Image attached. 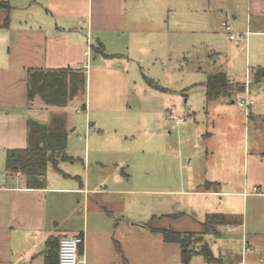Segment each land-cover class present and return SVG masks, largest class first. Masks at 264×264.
Here are the masks:
<instances>
[{
    "label": "crops",
    "instance_id": "crops-1",
    "mask_svg": "<svg viewBox=\"0 0 264 264\" xmlns=\"http://www.w3.org/2000/svg\"><path fill=\"white\" fill-rule=\"evenodd\" d=\"M0 2L8 3L0 8V43L3 44V50H0L1 157H6L8 149L27 146L30 118L49 123L56 115H64L63 107L47 106L40 97L29 101L28 76L31 69L74 68L86 72L87 77L92 72L93 78H98L106 87L120 92L123 89L122 95L125 93L127 98L137 93L135 86H140L141 92L146 89L147 76L140 72L136 64L140 63L138 54L146 49L144 43L150 41L152 34L142 30L138 14H127L126 0ZM249 4L246 32L251 33L247 38L231 40L225 32L232 44L245 43L250 59V36L259 37L260 41L254 38L252 41L259 51H264V0H250ZM23 9V14H20ZM233 18L237 19L238 15L234 14ZM253 25L255 30L252 29ZM88 35L91 36L92 47L95 41L104 46L102 59L93 61L92 49L90 56L86 57ZM87 59L90 66L84 70L82 64ZM143 76L144 79L141 78ZM207 78L203 81H187L180 90L183 92L190 88L200 91V107L193 105L189 97V103H184L183 107L176 98L171 105L166 103L163 111L158 113V116L166 118L164 121L175 123L168 133L169 140L166 138L164 143L167 145L169 141L170 146H173V163L179 164L184 174L171 190L148 191L159 195L165 192L168 195L185 196L184 206L187 210L202 208L207 215L229 214L236 223L224 225L223 229L216 228L214 237L221 241L223 247L219 251L212 247L214 255L221 258L223 264L235 262L241 256L246 240L253 248L246 264H264V257L260 253L264 250L261 239L264 238V226L258 221V213L254 211L250 221L235 217L236 213L242 211L241 199L245 201L251 194L254 195L251 197H264V191L250 192L242 185V144L244 147L247 145L241 138V113L234 107L236 100L241 98L233 99L230 102L232 106L222 95L209 99L205 86ZM171 89L161 90L168 92ZM91 95L92 89L88 98L89 106L87 98L84 103L86 109L95 112L105 109L113 113L111 108L104 107L105 101L101 98L97 102L93 101ZM152 95L156 97L154 91ZM253 97L257 101L259 94ZM252 114L247 117L245 112L246 122L253 118ZM245 167L247 161L243 169ZM254 168L258 171L262 167L254 164ZM57 172L47 176L43 188L29 187L22 174L9 175L5 172L4 177L0 178V264H46L48 240L66 235H84L82 264H116L121 252L115 247L118 242L115 233L122 230V221L127 216L140 222L138 215L130 213L131 206L138 207L135 201L131 202L130 196L142 194L146 190L130 189L122 175L91 177L86 165L83 176L62 170ZM207 182L212 185L211 189L203 187ZM260 183L264 186V181ZM184 213L187 215L188 212ZM169 214L174 213L160 216ZM204 230L203 222L201 231ZM235 233H241V236L234 237ZM234 240L238 243L241 240V252L232 242ZM194 257H202L205 264H220L218 261L208 263L202 255Z\"/></svg>",
    "mask_w": 264,
    "mask_h": 264
},
{
    "label": "rangeland",
    "instance_id": "rangeland-1",
    "mask_svg": "<svg viewBox=\"0 0 264 264\" xmlns=\"http://www.w3.org/2000/svg\"><path fill=\"white\" fill-rule=\"evenodd\" d=\"M249 3L250 0H126L127 14H138L142 30L152 34L150 41L144 43L146 49L138 54L140 63L137 62V68L160 86L174 91L148 87L147 80L144 92H141L140 86H135L137 93L127 98L125 93L122 95L123 89L120 92L106 87L98 78H93L90 72L85 94L61 108L65 111L64 116L69 125L66 153L71 159L61 161L60 170L83 176L86 165L91 177L122 175L130 189L146 190L142 194L130 196L131 202L138 204V207H130V213L138 215L140 222L127 216L122 221V230L115 233L118 241L115 247L121 252L116 264H205L202 257H194L189 263H184L180 244L167 243L160 233L151 230L152 215L156 214L188 212L179 217L157 218L153 225L173 227L186 233L202 232L204 222L205 234H196L192 248L200 249L206 240L214 249L223 247L221 241L214 237V229H223L225 224H217L212 218L207 221L210 214H204L202 208L187 210L184 206L185 196L168 195L165 192L159 195L148 191L171 190L184 174L179 164L173 163V146H170L169 141L167 145L164 143V140H169L168 133L175 123L164 121L165 117L158 116V113L163 111L166 103L171 105L176 98L183 107L184 103H189L188 97L193 105L200 107V91L190 88L180 91L182 84L187 81H203L208 74L223 70L235 84H245L249 77L250 97L259 94L257 109H253V118L249 121H245V108L239 106L240 101L247 96L246 91L238 92L237 87L232 85L223 96L228 99L230 106L233 99L241 98L236 100L234 107L241 113V138L247 145L244 147L242 144V185L250 192H253L255 185H258L260 192L264 191L260 183L264 181V79L260 82L255 80L256 70L260 66L264 67V51H259L252 41L253 38L260 41L259 37L250 36L249 59L245 43L232 44L222 26V22L228 20L235 31L246 32ZM24 10L19 13L23 14ZM234 14L238 15L237 19L233 18ZM254 21L257 22L256 19ZM252 29H256L254 25ZM2 45L0 43V50H3ZM94 45L91 48L92 60L102 59L100 44L95 41ZM141 78L144 79V76ZM91 89L93 101L97 102L101 98L105 101L104 107L111 108L113 113L105 109L102 112L86 109L84 103L87 98L89 106ZM153 91L156 97L152 95ZM98 95L102 96L98 98ZM5 160L6 157L0 156V178L6 172ZM246 161L247 167L243 169ZM254 164L262 168L255 171ZM55 174H58L57 169L50 167L47 176ZM251 195L245 201L241 199L242 211L236 213L235 217L250 221L256 211L260 225L264 226V197ZM233 236H241V233ZM199 239L202 240L197 241ZM261 239L264 242V238ZM232 242L240 251L241 240L239 243L236 240ZM260 253L264 257V250Z\"/></svg>",
    "mask_w": 264,
    "mask_h": 264
},
{
    "label": "trees",
    "instance_id": "trees-1",
    "mask_svg": "<svg viewBox=\"0 0 264 264\" xmlns=\"http://www.w3.org/2000/svg\"><path fill=\"white\" fill-rule=\"evenodd\" d=\"M8 3L0 2V8L7 6ZM99 50L105 54L104 46L100 45ZM148 78V77H147ZM264 79V68L256 70V82ZM149 85L158 89H163L153 79L148 78ZM236 86L238 92L245 91L246 87L242 84H235L230 81L224 71H218L208 76L205 86L206 94L209 99L222 95L230 90L231 86ZM87 74L74 68L31 69L28 76V99L34 100L40 97L47 106L65 107L73 99L80 98L86 92ZM69 139V129L64 115H56L49 123H42L36 119L28 120V144L25 148L8 149L6 154L5 170L9 175L21 172L26 177L27 185L32 188H43L47 183V173L50 167L59 171V163L63 160H70L71 157L66 153ZM204 188L211 189L212 185L207 182ZM184 213H174L169 215H154L151 219V230L160 233L163 240L167 243H178L181 246V259L184 263H189L194 256L202 255L208 263L220 262L221 258L214 255L210 243L206 240L200 249L194 250L191 246L196 234L203 236L205 232H182L173 227L157 228L154 221L159 217H179ZM217 224H234L232 216L220 213H213L208 216ZM216 231V228L214 229ZM196 239V238H195ZM199 239L197 241H200ZM60 239L54 237L48 240L49 250L47 251L46 264H55L58 258V248ZM82 245L80 251H82ZM58 264V259H57Z\"/></svg>",
    "mask_w": 264,
    "mask_h": 264
},
{
    "label": "built area",
    "instance_id": "built-area-1",
    "mask_svg": "<svg viewBox=\"0 0 264 264\" xmlns=\"http://www.w3.org/2000/svg\"><path fill=\"white\" fill-rule=\"evenodd\" d=\"M222 26L224 30L228 33L229 38L231 40H243L247 38V36L251 33L250 31L246 33H239L235 31V28L233 25L228 21H223ZM91 48H92V41L91 36L88 35V47L85 52L86 57L88 58L91 54ZM90 66V62L87 59V61L83 62L82 68L84 70H88ZM251 81L249 77H247L245 82L246 92L249 94V88H250ZM240 106L245 108V112L247 114V117H250L252 114L253 109L256 108V100L252 96H247L245 99L243 98L240 101ZM18 175L21 174V172H17ZM260 189L258 187L254 188V192H259ZM85 243L84 235H73V236H63L60 238L59 241V248H58V264H82V261L80 259V247L83 246ZM253 251V248L248 244L246 240L243 242V249L242 254L239 257L238 260L235 262L225 263V264H246L247 262V256L250 252Z\"/></svg>",
    "mask_w": 264,
    "mask_h": 264
}]
</instances>
